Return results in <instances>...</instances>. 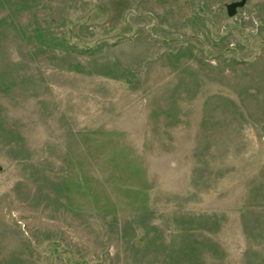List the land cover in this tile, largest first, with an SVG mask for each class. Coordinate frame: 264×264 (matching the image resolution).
I'll list each match as a JSON object with an SVG mask.
<instances>
[{
    "label": "rangeland",
    "instance_id": "374dc122",
    "mask_svg": "<svg viewBox=\"0 0 264 264\" xmlns=\"http://www.w3.org/2000/svg\"><path fill=\"white\" fill-rule=\"evenodd\" d=\"M0 0V264H264V0Z\"/></svg>",
    "mask_w": 264,
    "mask_h": 264
},
{
    "label": "water",
    "instance_id": "95a60500",
    "mask_svg": "<svg viewBox=\"0 0 264 264\" xmlns=\"http://www.w3.org/2000/svg\"><path fill=\"white\" fill-rule=\"evenodd\" d=\"M245 1L231 3L226 7V12L229 17H232L236 13L237 8H241L244 5Z\"/></svg>",
    "mask_w": 264,
    "mask_h": 264
}]
</instances>
